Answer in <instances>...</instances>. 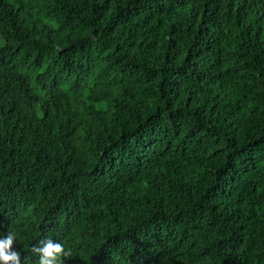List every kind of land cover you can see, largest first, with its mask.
Returning <instances> with one entry per match:
<instances>
[{"label": "trees", "instance_id": "1", "mask_svg": "<svg viewBox=\"0 0 264 264\" xmlns=\"http://www.w3.org/2000/svg\"><path fill=\"white\" fill-rule=\"evenodd\" d=\"M23 264H264V0H0V238Z\"/></svg>", "mask_w": 264, "mask_h": 264}, {"label": "clouds", "instance_id": "2", "mask_svg": "<svg viewBox=\"0 0 264 264\" xmlns=\"http://www.w3.org/2000/svg\"><path fill=\"white\" fill-rule=\"evenodd\" d=\"M17 234L11 230L0 238V264H23L21 252L15 249ZM38 258L36 264H65L66 258L72 255L70 248L51 237L41 239L38 245L31 248Z\"/></svg>", "mask_w": 264, "mask_h": 264}]
</instances>
